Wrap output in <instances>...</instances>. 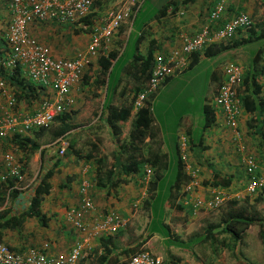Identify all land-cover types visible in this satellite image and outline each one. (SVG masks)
Here are the masks:
<instances>
[{
  "label": "crops",
  "instance_id": "0c3cea01",
  "mask_svg": "<svg viewBox=\"0 0 264 264\" xmlns=\"http://www.w3.org/2000/svg\"><path fill=\"white\" fill-rule=\"evenodd\" d=\"M7 1L0 0L1 33L13 19L11 10L7 11L5 8ZM217 1H168L170 5L166 16L152 17L145 22L146 24L140 30H137L136 35L140 38L139 54L143 57L151 55L153 61L158 56L171 57L173 74L168 78H172L174 75L190 69L188 65L191 62L192 54L182 52L185 38L193 36L205 27L216 30L239 13H246L254 26L264 25L263 0H229L219 21H212L210 13ZM168 3L166 2L161 7ZM128 8L132 9L130 0H93L90 11L93 14L91 27L83 26L81 23L71 24L49 20L30 24L28 30L37 41L47 45L53 58H71L87 50L93 28L101 24V19L108 10L124 9L127 12ZM132 14L130 11L129 16L120 24L115 35L103 42L102 56L107 57L111 52L116 53L112 64L122 53L123 48L120 45L129 36ZM245 35V28H239L232 39L238 43L234 46L232 40H230L232 43L227 41L233 45L228 51L245 45L239 43L241 39L245 38ZM227 42L214 41L210 45L226 44ZM255 43L257 42H251L249 45ZM0 45L4 51L9 48L4 39H0ZM247 51L254 52V49L251 48ZM238 54L240 59L247 61L245 63L248 66L249 57L246 52ZM204 57L206 56L200 55L198 63ZM262 57L263 60L260 64L264 63L263 54ZM98 59L99 57L91 59L80 80L69 88L64 113L68 115L66 122L72 128L64 136L53 139L51 130L36 134L37 129H32L9 133L6 138L0 139V177H5V180L0 183H5L8 180L13 182L12 190L17 191V198L12 201L11 209L15 213L19 210L24 211L27 207L28 198L39 182L40 174L50 172L49 193L43 196L40 205L45 217L44 224L39 218L25 217L15 229H5L2 232L1 240L13 251L26 254L30 248H35L50 256H54L58 252L67 254L77 241L86 239L87 244L82 253L81 264H93L89 259H86L87 255L94 251L101 252L100 240L102 238L113 237L114 249L119 252L134 245L137 239L144 238L147 234L150 213L145 208L144 202L148 200L147 186L150 181L155 179V170L145 163H142V167H133L129 172L126 171V168L132 165L130 164L131 156L135 153H143L144 157L147 155L151 157L158 152L170 153V150L166 146L162 127L157 123L154 113L150 131L142 146L132 145L133 143L129 140V132L138 108L145 101L152 103L154 94L164 86L161 84L163 87L160 85L159 90L148 94L143 103L137 106V97L147 89L148 84H146L147 87L144 84L136 92L138 83L120 72L119 76L123 79L122 84L110 90L108 88L109 72L105 75L102 74ZM238 59L233 61L240 66L244 73L250 66L246 68L243 62H238ZM223 70L222 65L212 71L210 77L216 84H213L215 87L212 102L205 103V112L206 115L211 113L213 122L206 127H203V124L200 125V134L194 137L193 128L198 120L190 115L179 119L177 138L174 144L176 153H179L186 180L174 192L173 198L164 204V223L171 229L173 236H177L183 244L189 245L191 241L193 242L190 249L185 250L179 249L180 247L175 245L164 246L163 238L159 234L150 236L143 247L152 255L160 258L162 264H221L216 261L212 262V260L215 259L216 254L222 255L229 251L221 243V239L227 234H219L222 235L219 242L199 240L205 229L214 224L207 221L208 225L204 224L206 227L198 230V221L208 219V215L212 213H191L185 203L188 198L190 200L195 198L206 200L214 191H227L229 199L226 202L228 207L226 214L231 213L239 205H245L246 202L250 210L257 211L256 204L263 203L261 200L256 202L257 199L259 200L258 194L250 195L247 192L246 159L252 157L257 165V172H264V141L257 132L259 127L264 125L262 124L264 102L260 112L257 113L256 118L259 120L253 118V113L245 112L241 103L237 116L238 135H236L225 121L223 112L214 102L225 78ZM0 78L2 77L0 76ZM50 78L52 77L50 76ZM258 81L262 84L261 97L264 99V71L259 75ZM37 84L41 85L37 97L20 99L16 96L19 92L18 87L6 82L7 92L15 97L16 103L13 108H9L6 104V97L0 91V116L4 115L5 111L11 114H32L40 109L44 99L48 98L54 101L55 92L52 88L39 82ZM107 104H110L111 107H124L129 111L128 118L125 121H109ZM206 115L202 114L203 121L206 119ZM58 124L59 120L56 119L51 126L54 127ZM15 136L29 139L31 143L38 145V148L32 153H23L13 140ZM60 150H63L62 154L59 153ZM182 157L185 159L183 160ZM15 166L21 169V180L10 175ZM147 168L152 170L150 175L146 173ZM157 170L160 173L166 172V169L163 168ZM108 172L111 174L106 178ZM193 172L195 175L192 180H195L197 185L188 192L186 187L192 181L191 174ZM215 173L223 178L230 177V184L222 186L213 182ZM100 176L105 179V186L104 184L102 187L99 186ZM234 200H237L238 204L231 207L232 205L229 203ZM86 202L90 203L87 208ZM7 205H10V201ZM3 208L4 205L0 206V210ZM142 209L148 212L149 218L147 219L148 223L144 225L143 234L138 232L137 227L134 226V221L140 219L139 211ZM70 211L80 212L83 221L82 228L75 226L74 221L68 218L67 213ZM107 217L119 218L120 225L116 232H109L106 224ZM215 243L220 244L218 248ZM203 250L209 252L208 259H203L200 256Z\"/></svg>",
  "mask_w": 264,
  "mask_h": 264
},
{
  "label": "built area",
  "instance_id": "2783aa9c",
  "mask_svg": "<svg viewBox=\"0 0 264 264\" xmlns=\"http://www.w3.org/2000/svg\"><path fill=\"white\" fill-rule=\"evenodd\" d=\"M144 0H130L132 9H110L101 19V24L95 26L87 50L78 53L70 59L53 58L50 49L37 41L29 32L28 27L33 23L56 20L76 24L86 17L92 7L93 0H13L10 10L13 19L7 24L4 32H0V39L8 44V49L0 53V68L5 73H12L20 68L25 77L36 83L48 85L55 92L54 101L46 98L42 101L40 109L32 114H11L6 111L0 116V139L9 133L29 131L32 129L50 127L57 116L64 113L67 105L69 88L80 80L85 67L91 59L103 54V42L115 35L120 24L126 17L135 12ZM229 0H218L210 13L212 21H219L226 10ZM252 24L251 18L246 13H239L228 19L220 28L212 30L208 27L201 29L193 36L184 39L182 52L192 54L202 52L205 47L214 41L227 42L233 39L239 28H247ZM172 58L158 56L155 60L148 87L137 97V106H140L148 94L155 93L163 82L173 74ZM224 81L221 84L214 102L223 112L225 121L238 135L237 116L241 101L237 89L241 86L243 72L238 64L230 61L224 65ZM50 76L52 78H50ZM5 80L0 78V91L6 97V104L13 108L16 99L8 94ZM60 154L63 150L59 151ZM184 160L185 158L182 157ZM246 172L248 175L247 192L255 195L264 189V172H257L258 168L252 157L246 159ZM147 175L152 173L151 168L146 169ZM11 176L22 179L21 169L15 166ZM195 173L191 174V180ZM5 177H0L3 182ZM196 181L192 180L186 187L190 192ZM229 199L227 191H214L208 199L189 198L185 202L190 212H212L220 208ZM86 208L90 206L85 203ZM69 219L74 221L78 228L83 227L80 212L70 211ZM106 224L109 232H116L120 225L118 217H107ZM86 239L79 240L67 254L56 253L54 256L35 248H30L26 254L13 251L0 240V264H81L82 253L85 251ZM118 264H162L160 258L147 251L138 252L127 260Z\"/></svg>",
  "mask_w": 264,
  "mask_h": 264
},
{
  "label": "trees",
  "instance_id": "16d2710c",
  "mask_svg": "<svg viewBox=\"0 0 264 264\" xmlns=\"http://www.w3.org/2000/svg\"><path fill=\"white\" fill-rule=\"evenodd\" d=\"M262 3L264 7V0ZM169 5L170 3L164 5L150 17L149 15H146L147 12L140 5V7L130 17L131 30L129 36L127 40L120 45L123 50L114 64H112V60L116 57L115 52L109 53L107 57L102 55L99 56L98 64L101 66L102 74L105 75L109 72L108 88H110V90L120 86L123 82L121 76L118 75L119 71L123 72L126 77L132 78L138 83L139 86L136 88V92L140 90L141 86L148 84L155 61L152 60L151 55L143 57L139 54L138 44L140 42V38L137 37L136 32L146 24V18L149 17V19H151L152 17L161 18L166 16ZM92 16L93 14L89 13L78 23L83 24V26L91 27ZM245 30V38L239 41L240 44L264 40V25L254 26L251 24ZM229 42H233V44H235L234 46L238 43L236 40ZM229 42L226 44L209 45L205 47L202 52L192 53L191 62L188 67L192 68L195 66L198 63L199 56L202 54L207 57L222 50H229L230 47L233 46L232 44L230 45ZM3 49L2 45H0V53L3 52ZM262 54L264 55V45L255 54H253L249 65L250 67L243 73L241 86L237 89L239 100L241 101L245 112L253 113V118H255V120H259V118H256L257 113L260 112L264 102V99L261 97L262 84L258 81L260 73L264 71V63L260 64L261 60H263ZM121 59L126 60V64L123 65L122 69H119L116 67V64ZM256 69L259 71H256ZM0 76L9 85H16L18 87L19 92L16 96L20 99L38 96V90L41 88V85H38L32 80L26 78L20 68L15 69L10 74L5 73V71L0 68ZM107 107L109 109V121H125L129 116V111L124 107H111L110 104H107ZM56 119L59 120V124L57 126L55 125L54 127L50 126L48 128L37 129L36 134H42L45 130H51L53 139L64 136L65 133L72 128V126L66 122L68 115L62 113L57 116ZM152 120V103L145 101L144 104L138 108L136 117L131 124L129 140L133 143V146L143 145V142L150 131ZM211 122H213V117L210 113L209 115H206L203 127L208 126ZM262 124H264V119ZM257 132L262 136V140L264 141V125L260 126ZM13 140L16 144H18L23 153L26 154L32 153L38 148V145L31 143L27 138L25 139L15 136L13 137ZM177 156V161L175 162L170 159L169 153L158 152L151 157L148 155L147 157H144L143 153H135V155L131 156L132 160L130 164L132 165L127 166V172H129V170L133 167H140L142 163L150 165L152 169L155 170V179L150 181L147 186L148 200L144 202L145 208L148 209L150 213V222L147 226V234L144 238L137 239L134 245L128 246V248L120 250L119 252H116L114 249L113 237L102 238L100 240L101 252L98 253L97 251H94L87 255L86 259H89L93 264H118L138 252L147 251L143 248V244L153 234H159L163 238V245L166 247L172 245L177 247L182 246L181 244L183 243L179 241L177 236H173L171 229L164 223L165 214L163 209L164 204L173 198L174 192L177 191L180 184L186 180L179 153H177ZM158 168H163L164 170L166 169V172L160 173L157 170ZM110 174L111 173L108 172L106 174V178H108ZM49 177L50 172L48 171L40 174L39 182L28 198L27 207L24 211L19 210L17 213L11 209L12 201L17 198V191L12 190L13 182L8 180L5 183H0V206L4 205V208L0 210V240L2 239L3 230L15 229L21 224L25 217L39 218L42 220L41 223L44 224L45 217L40 209V205L43 196L49 193ZM230 180V177L223 178L216 173L213 178V182L222 186H228L230 184ZM104 182L105 179L100 176L98 183L99 186L102 187L103 184L105 186ZM258 195L259 197L257 198H259V200L257 199L256 202L261 200L264 203V189H262ZM9 201L10 205H7L9 204ZM229 204L232 205L231 207H234L235 204H238V201H230ZM247 205L248 204L246 202L245 205H239L233 209L231 213H228L225 217H223L221 223L209 225L205 229L203 235L199 238V240H212V242H215L217 234H227L226 237L221 239V243L231 252L232 256L236 258L238 264H252L244 257L239 249L243 234L247 228L253 225L258 226V238L261 242L264 241V214L261 216L258 210H250ZM215 230H218V232H215Z\"/></svg>",
  "mask_w": 264,
  "mask_h": 264
},
{
  "label": "rangeland",
  "instance_id": "374dc122",
  "mask_svg": "<svg viewBox=\"0 0 264 264\" xmlns=\"http://www.w3.org/2000/svg\"><path fill=\"white\" fill-rule=\"evenodd\" d=\"M12 1L13 0H8V3L5 4L7 11L10 9L9 5L12 3ZM168 1L170 0H144V2L141 4V7L147 12L146 15H149L150 17L163 4H166V2L168 3ZM149 17L146 18L145 21L150 20ZM263 41L264 40L255 41L257 42L255 44L249 45L248 43L238 48L231 49V51L222 50L216 54L204 57L202 58L201 62L196 64L193 68L180 72L169 80L165 81L162 84L164 87L161 85L163 88H159L160 90L158 89L159 91L154 94L155 96L152 99L154 117L157 119V123L162 127L163 139L166 142V146H168L170 150L169 156L173 162L177 161L178 157L174 142L177 138L176 136L179 119H182L186 115H190V117L198 120L196 121L198 124L195 122L196 125L193 128L195 133L194 137L200 134V125L204 123L202 120V114L206 115L205 103L207 104L212 102L213 90L215 87L213 84H216L210 79L212 71L216 70L222 65L224 68L226 63L236 60L237 58H239L238 62H243L245 67L248 68L253 54L263 47ZM251 48L254 49V52L247 51ZM240 52H246L247 56L249 57L248 66L245 63V59H240L238 54ZM63 59L70 58L64 57ZM124 64H126V60L121 59L117 62L116 67L122 69ZM256 71L259 70L256 69ZM119 74L120 71L118 72V75ZM226 202H224L219 209L211 212L212 214L208 215V219L199 220V226L197 229L200 230L205 225L207 226V221H210V223L212 222L213 224L222 221L221 219L225 217L224 215H226V211H228ZM256 209L262 216L264 214V203L258 202L256 204ZM139 213L140 219L134 221V226L137 227L138 232H142L143 234L145 229L144 225L148 223L147 219H149L148 212L145 209H142L139 211ZM221 238L222 235L217 234L215 241L219 242ZM192 242L193 241H191V243ZM191 243L189 245L186 243L181 244L182 246H179V249L189 250ZM219 245V243H215L216 248H218ZM239 249L246 259H248V261L252 264H264V241L261 242L258 239V226L253 225L246 229L243 234ZM200 256L203 259H208L209 252L203 250ZM215 261L216 263L219 262L221 264H238L236 258L232 256L230 251H226L225 254L222 255L220 253L216 254L215 259L212 260V262Z\"/></svg>",
  "mask_w": 264,
  "mask_h": 264
},
{
  "label": "clouds",
  "instance_id": "9594fccd",
  "mask_svg": "<svg viewBox=\"0 0 264 264\" xmlns=\"http://www.w3.org/2000/svg\"><path fill=\"white\" fill-rule=\"evenodd\" d=\"M76 24H77V23H76ZM258 193H259V192H258ZM258 193H257V194H258ZM218 209H219V208H218ZM212 212H213V211H212ZM245 231H246V230H245Z\"/></svg>",
  "mask_w": 264,
  "mask_h": 264
}]
</instances>
